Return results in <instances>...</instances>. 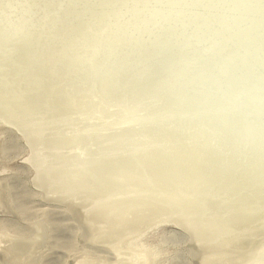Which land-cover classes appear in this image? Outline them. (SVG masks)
I'll use <instances>...</instances> for the list:
<instances>
[{
	"label": "bare ground",
	"instance_id": "1",
	"mask_svg": "<svg viewBox=\"0 0 264 264\" xmlns=\"http://www.w3.org/2000/svg\"><path fill=\"white\" fill-rule=\"evenodd\" d=\"M169 1H171V0H169ZM169 1H167V2H169ZM174 1L176 2V0H174ZM206 1H209V0H206ZM206 1H203V2H205V4L208 5V3H206ZM211 1H214V0H211ZM222 1H224V0H222ZM227 1L229 2V0H227ZM227 1H224V3L228 4ZM164 2H165V0H164ZM167 2L165 4H167ZM180 2H181V0H180ZM197 2L195 0V3H197ZM214 2H212L210 5H208V7L209 6L211 7ZM217 2H219V1H217ZM162 3H163V1H162ZM171 3H172V1L170 2V4ZM186 3L189 6V2H187V0H186ZM198 3H200L199 5H201V2H198ZM220 3L218 4V7H216V8H219V9L221 8V7H219V6H221ZM156 4H158V3H156ZM183 4H181V5L183 6ZM194 4L193 5L191 4V5L194 7ZM225 4H224V7L226 6ZM154 5L155 4L152 5V8L154 7ZM162 5H164V3ZM168 5L169 4L164 5V6H168ZM178 5H179V3H178ZM181 5H179V6H181ZM191 5H190V8H193V7H191ZM228 5H230V3ZM239 5L240 4H238V6ZM171 6H172V4H171ZM179 6H178V13H179V9H181V8H179ZM188 6H186V7H188ZM202 6H205V5H202ZM235 6H234V8L238 7V6H236V7ZM244 6H246V4H244ZM150 7H149V9L152 10ZM201 7H200V10H201ZM229 7H232V6H229ZM129 8H130V6H129ZM155 8H153V9H155ZM197 8L198 7H196V10H197ZM202 8H204V7H202ZM244 8L240 9V7H239V13H241L240 11L244 10ZM125 9H127V11L130 10V9H128V6ZM156 9H160V8H156ZM182 9H183V7H182ZM184 9H186V8L184 7ZM205 9H207V6L205 7ZM221 9H223V10L227 9L228 11L231 10V8H229L230 9L229 10L228 7L227 8H221ZM160 10H162V9H160ZM183 10L179 14H182ZM196 10L194 11L195 14L197 12ZM198 10H199V8H198ZM209 10L210 9H208V11ZM227 10H225L226 13H227ZM225 11L224 12L221 11V12L225 13ZM154 12H153V14H155ZM162 12H163V14H166L165 10H163ZM162 12L160 13V16H162L161 15ZM203 12L205 13L206 11H203ZM219 12H217V13H219ZM230 12L234 13L232 11H230ZM157 13L158 12H156V14ZM186 13H189V12H187V10H186ZM215 13L216 12H212L211 16L209 14H207V15L210 16V18H212V16H214ZM222 13H221V15L219 13L220 17L223 16ZM236 13L238 14V12H236ZM257 13L260 14L259 12H257ZM184 14H185V12H184ZM184 14L181 16L184 17ZM190 14L194 15V13H190ZM229 14H228V16H229ZM124 15H126V16H124L125 18H122V21H123V19L130 20L129 18L132 14H129L130 15L129 16L126 13ZM127 15L129 18L127 17ZM186 15H188V14H186ZM199 15L202 16V14H200V13H199ZM205 15H203V16L207 17ZM216 15H218V14H216ZM234 15H235V13H234ZM239 15L240 14H238V16ZM243 15H246V13H244ZM243 15H241L239 17L240 21H241V17ZM151 16H153V15L150 14V17ZM190 16H192V15H190ZM190 16H188V19ZM219 16H217V17L214 16V18H217V20H219L217 22H214L213 19L211 20L209 17H208V19H210V20H208V19L207 20H208V22L213 21V23H220L221 18L218 19ZM230 16L232 17L233 15L230 14ZM252 16H255V15L252 14ZM121 17H123V16H121ZM154 17H155V15H154ZM162 17H167V14L162 16ZM204 17H203V20H206V18H204ZM167 18H166V20H167ZM171 18H173V17H171ZM171 18L169 20H171ZM193 18H195V15ZM244 18H242L243 21H246V24H249L250 19L244 20ZM227 19H231V18H227ZM232 19H234V16ZM261 19L262 18H261V14H260V20ZM126 20H125V22H122V24L125 23V25H126L127 24ZM162 20H164V19L162 18ZM177 20H178V18H177ZM197 20L198 19L196 18L195 25L197 23H199V21H200V23H202L201 20H199V21H197ZM222 20H223V22H225V17L221 19L220 24L223 23ZM239 20H237L235 22H238ZM140 21H142V19H140ZM165 21H163V22H165ZM190 21L191 20H188V22H190ZM206 21H205V23H206ZM233 21L230 22V20H229V22H230L229 23L227 20L229 25L233 24L234 23ZM247 21L249 23H247ZM262 21L264 22V20H262ZM227 22H225V23H227ZM225 23H223V24H225ZM241 23H242V21L240 22V24ZM243 23L245 24V22H243ZM255 23H256V21H254L253 25L255 27L258 26V24H255ZM199 24H198V27H196V28L201 27L203 29V30L200 29L201 32L202 31L204 32V28L201 25L199 26ZM220 24H217V25H220ZM240 24L238 22L237 26H239ZM138 25H140V24H138ZM188 25H190V24L188 23ZM188 25L186 24L187 30L189 28ZM195 25L193 26L194 28L192 27L193 29L189 28V32H190V30L193 31L194 29L196 30V32L198 31L195 28ZM234 25H236V24L234 23ZM253 25H251V26H253ZM208 26L209 25H207L206 28ZM212 26H216V25L213 24ZM221 26H223L224 28L222 27L223 28L222 29ZM225 26H228V25L225 24ZM225 26L220 25V28H218L219 30H221L220 32H218V30L216 29L218 27L217 26L215 28L217 32L214 31V34L217 33L216 37H214V38L212 37L213 39L209 38V41H210V39L213 40V41L209 42L210 45H212L211 42L216 41L215 44L213 43L211 48L209 46L210 49H213L212 50L213 52L208 50L207 48H204V47L202 49H197V50H199V52L201 51L200 53L202 54V60L204 62H207L206 60L210 59L211 56H213V58H211V60L214 59L213 61L217 60L219 62L220 61L219 59L224 60L223 57L227 54L226 56L228 58H227V60H224V64H227L226 66L223 65V62H221L222 65H217L218 62L216 63V61L215 62L212 61L214 64L211 63V64H209V66H207V68H209V67H211L210 65H212V68L201 72V70L195 66L196 69H198V70L194 74L191 73L192 76L188 75L187 69H186L187 66L185 63H183V60L188 58L187 53H190V51H192V50L196 51L195 46L200 41L196 40V41H198L197 43L194 41V42H191V44H190V43H187L188 40L187 41L181 40L179 38L180 34H178L177 38L174 35H171L170 37L166 38L170 41V45H171L168 47L166 45V47H167L166 51H168V53L161 56V53H162L161 51L157 52L155 50V48H153V50L150 49L152 51H150V54L148 53V55H146L148 57L149 56L151 57V60L148 62L134 57V56H137L136 53L134 55L130 54V56H129L130 58L127 60V63L126 64L121 63L116 70V76L113 78L112 81L110 80L109 84L105 85L106 92L103 93L104 99H109V100L111 99L110 101H112V102L122 104V105L116 106L117 109L121 110L122 115L118 119H116V121L114 120L112 123H110L111 125H109V126L114 127V125H116V124H118L119 126H120V124H123V126H124V127L122 126L123 128L132 126V133L131 134L129 133L130 134L129 143L132 146H131V149L129 147H126V148L130 149L126 152H131V151L136 152L137 149H138V151L140 149L145 150V151L143 150L142 152L140 151L141 153L136 152V154L138 153V155H135V153L133 152L134 155L131 154V156H128V155H130V153L129 154L127 153L128 157H125L123 155H125L124 153H126V152H124V150L119 151L118 148L116 147L117 141H113V142L109 143V141L107 140L106 143H104V144L102 143L103 146L108 145V147H110L111 144H113V146L116 147V149L114 151L116 153H119V154H117L113 157L104 158V160H100V162H97L95 164L90 163V162L89 163L85 162V164H88V166H90V168H92V169H89L88 166H87L88 168H85V166H80L77 168V166L80 163V162H77L78 158L82 157L84 160V158H87V154L88 155H90V154L88 153V150H82V148L79 147L78 144H76V145L72 146V149H71V151L74 150L75 152H71V153H73V155H72L69 152L70 151L69 150L68 155L70 156V154H71V156H70V158L68 157L70 160L67 159L69 161L72 160V163H73V160L76 161V162L74 161L73 164L69 163L72 166L71 165L68 166L69 168L73 167L74 169L68 168L69 171L64 172L65 170L62 171V169L60 170L58 168V170L60 171V172H58L59 177L55 176V180H53L54 174L53 175L51 174L52 177L47 174L50 171V170L48 171V169H47L48 167L46 168L47 170H45L44 169L45 167H44L43 168L44 171H43V169L40 168L41 164H43L42 162H44V161L46 162V160H48L46 158H49V159L51 158V157H48L49 156L48 155L49 150L47 149L48 150L47 154L45 153L47 156L44 155V157L46 156V158L43 159V154L42 153L40 154L39 152L36 153V150L34 149V146H35V148H37L36 147L37 144L34 142H37V140L39 138H40V140L43 139V138L41 139V137H43V136H41L39 134H42L44 129H46L48 126L46 127V125H45L46 128H43V131H41V133L38 134L39 136H41L39 138H37V135L35 136V132H34V137L37 139H35L33 137L35 139V141L32 140L33 142L30 141L31 143L27 142L28 144L34 143V144H32V145H34L33 149H32V146L30 145V147H31L30 149L32 151V156L30 157L29 156L30 154H29L28 155L29 157H27V158H28V160H30V162L32 163L33 166L36 165L37 160H39V164H37V166L43 171L42 174L39 173L41 176L35 175L33 178L38 189L37 190L32 189L30 187L29 180H27L25 182L22 179L23 182H25L24 186L26 187V189H25V187L23 189H25L27 191H25L22 195H17V194H15V190H12L13 189L12 188L13 183L10 182L9 177H12L13 175H15V177L17 179L24 174L26 175V173L23 174L24 170H26V172L29 174V172L27 171V169H30L27 166L28 164H24L20 160L16 161V164H17V167H15L16 172L14 170L12 176L6 175L3 177H0V212L4 214V215L0 216V264H56V263L57 264H264V236H261L262 238L257 239L258 234H259L257 232V229H258L257 227H256L257 229L254 232L255 233L257 232L258 234L256 233V237L254 236L255 238L253 240H250V241H253V243H251V242L250 243H251V245L253 244L254 249L251 251L252 252L255 251L254 253L247 254V253H251V252H247V253L246 252L243 253L241 251L236 252L232 246H231L232 248L230 249V251L228 253H225L227 248H225L224 246L229 244L233 240V238H235V237H232V238L226 237L224 234V231H227V232L230 231L227 229H230L232 226L230 228H226L225 226L220 227L219 230H217V231H222V232H217V234L223 233V237L219 238L222 235L221 236H215L214 234H212L210 232V229H212L213 227H211L209 229L206 226V225L214 224L215 222L214 223H211V222L210 223H204V222H207L204 220L202 222L203 226H206V227H202L203 228L202 230L204 231V233L201 231H198L199 233H198V235H196L198 237L197 239L194 238L192 230H187L188 227L186 228V226L182 225L183 227L181 226L179 228H181V230L183 229V231H184V229H186V231H188L187 233H191L190 235L186 234V232H183L181 230H174V231H172L174 234L169 236V239L171 241L170 242L167 241L168 242L167 245L164 244L165 241H161L162 243H159L158 241H157V243L156 242L154 243V241H153V243H150V241H148L146 239V236L147 235L149 236V234L147 233L148 230L150 228L159 229V225H161L163 220H166L165 218H167L168 220H169V218H172V219L175 218V216H173L174 213L172 212V210L171 211L169 210L168 212L164 211L163 213H160L159 215H157L156 220L149 218V216L151 214L150 215L145 214L141 221H140L141 216L136 215V212L141 211V210H139V208L141 209L142 207H144V205H140V203L136 204V202H135L136 206L135 205L131 206L128 203L127 208H125L123 210V213L120 215H118L120 211H117L118 208L120 207L122 200L125 201L124 199H129V198L131 199L136 194V193L134 194V192L139 193V190L136 191V189H138V188L134 185H131L132 183L136 184L138 176L144 175L145 177H147V176L150 177V175L154 174L156 171L159 172V170H163L165 168L167 171L168 167H169V169H171L170 167H173V166L178 167V166L183 165V166L188 167V169H190L189 172L194 171L197 174L199 173L200 177H201V174H203V175L208 174V176L211 177L210 181H213L214 179L221 176V174L224 171L225 172L227 171V173H228V170L232 167H234V168L235 167L236 168L241 167V164H243V163L249 164V165L246 164V166H249L254 171L255 175L258 174L261 177V174L264 173V109H262V105L264 106V96L262 98L263 94L261 96L259 94L260 97L258 95H256L257 92L260 93L259 91L256 92V90H258V89H255L254 91L252 90V92L250 90H248L249 89L248 86H247L248 89H246L247 88L246 86H245L246 88L244 87L245 89H241L240 85L241 86L243 84L245 85L247 82H248V84H250L249 81H245L248 79V77L239 76V79H240L239 80L240 83H239L237 78H236V75L238 76V74H236V72L238 73V70L234 72L235 74L232 73V71L230 72V70H233V69L236 70L237 67L239 68V66H242L244 64L243 63L245 61L244 58H246V56L251 52L250 49L252 47L249 49H246V47H245V49H244L243 45L246 44V46H247V43L252 42L254 39L252 37H254V36L251 35L252 41H250L249 40L250 38L244 39L247 36H246V33L244 34L242 32V34H244V36L242 39L241 38L239 39V38H237V35L234 34V31H232L234 26L232 27V30L230 29L231 26H228V29L225 30ZM241 27H242V25L240 26V28ZM247 27L248 26H246V28ZM261 27L262 26H260V28ZM246 28H241V31H242V29H246ZM136 29H138V28H136ZM207 29L209 31V27ZM212 29H211V32H212ZM235 29L236 28H234V30ZM249 29H250V27L247 28L246 30L249 31ZM178 30H179V28H178ZM182 30H184V29H182ZM195 30L193 31L194 33L192 32V34L197 36V37H195V39L196 38L200 39V37L198 38L199 35L195 34ZM236 30H240V29H236ZM138 31H139V29H138ZM138 31H136V32H138ZM143 31H145V29ZM185 31L186 30H184V32ZM205 31H207V30H205ZM186 32L188 34V31H186ZM186 32H185V34H186ZM201 32H199V33H201ZM235 32L238 33V31H235ZM144 33H146V31ZM181 33H183V32H181ZM263 33H264V31H263ZM185 34H182V35L186 36ZM203 34H205V32ZM249 34H250V32L248 33V37H250ZM207 35H206V37L208 38V36H210V35H208V36ZM233 35L234 36L236 35V38L238 40L236 39L235 42H232L234 44L231 43L232 46H230L231 47V50H230V48H228V46H229V42L232 41V39L234 38V37H232ZM138 36H140V35H138ZM189 36H191V33L189 34ZM200 36H201V34H200ZM0 37L2 38V36H0ZM206 37L204 39L202 36L201 41H202V39H203V41L204 40L206 41V39H207ZM259 37H260V35H259ZM149 38H150V36H149ZM149 38H147V39H149ZM191 38H193V37H191ZM26 39H28V37ZM261 39H262V36H261ZM18 40L19 39L16 38L12 42L17 45V44H19ZM21 40H25V38L21 39ZM145 40H146V38H145ZM191 40L192 39H190V41ZM217 40H218V42H217ZM233 41H234V39H233ZM145 42L147 43V45L149 44L147 41H145ZM200 43L202 46H204V45L206 46L207 42L205 44H202V42H200ZM216 44H217V46H215ZM260 44H261V42H260ZM164 45H165V43H164ZM257 45L258 44L253 46L254 47L253 54L255 51L256 57H258L259 54L263 53V51H262L263 46L260 47ZM148 46H150V45H148ZM148 46H146L147 50L149 49ZM218 46H219V48H218ZM214 47H215V49H214ZM162 49H164V48H162ZM227 49H229L230 51L228 53H225L226 52L225 50H227ZM223 51H225L224 52L225 54L223 53ZM145 52L147 53L148 51H145ZM196 52L200 56V53H198V51H196ZM185 53L187 56L185 59L183 58V60H182L181 57H184ZM182 54H184V55H182ZM194 54H195V52H194ZM216 54L218 56L217 59H215ZM146 56L144 53V56L142 55L141 58L145 59L144 57H146ZM160 56L162 57V59L160 58ZM214 56H215V58H214ZM226 56H225V59H226ZM262 56H263V54H262ZM68 57L70 58V56H68ZM72 59H73L72 57L69 60H68V58L61 57L60 63L62 65H61L60 69H63L65 72L71 73L73 71V69L76 68V66H77V63L74 61V59L73 60ZM211 60L210 61L208 60V62H211ZM242 60H244V61L242 62ZM158 61H161V62H158ZM203 61H202V63H203ZM225 61H226V63H225ZM238 62H241L243 64H239ZM247 63L248 62H246V64ZM206 64H208V63H206ZM206 64L204 63L203 65H206ZM243 66H242V69L244 70ZM203 67L205 68L206 66H203ZM263 67H264V65H263ZM247 68H248V66H247ZM201 69H203V68H201ZM261 69H262V67H261ZM226 70H227V73L230 72V74L235 75L236 81L239 83V86H238L239 88L235 87V86H237V84H236L237 82L235 83L236 84L235 85L234 81L232 80L234 75L233 76L230 75V76H232L231 80H229L231 78L230 76H228V78L230 77L229 79L225 77L226 75L224 76ZM2 73L3 72L0 71V75H2ZM242 73H244V72H242ZM239 74H241V73H239ZM223 78H226V79H223ZM230 81H233V83ZM229 82L234 84L235 86H233ZM250 82H251V80H250ZM67 83H68V81H67ZM261 85H263V84H261ZM259 87H260V84H258V88ZM252 88H254V86H252ZM261 88H264V87L261 86ZM78 89L79 88H75V91H77ZM83 92H85V90ZM79 98L81 99V97H79ZM85 102H86V100L83 101V103H85ZM78 103L82 104L81 101H78ZM0 107L2 108L0 110V114H1L2 111L6 110V108H3L5 106H1V105H0ZM133 109H140L139 111H136L137 115H135L134 112H131V110H133ZM252 109L254 110V112L252 111ZM128 110H130L129 112L131 115L127 114ZM69 114H73V113H69ZM71 117H72L71 115H68V117L64 119V121L68 120L67 122L58 123V124L63 125V127L65 128L64 130H59V128L57 127L58 124L56 126H53V129L56 127V128H58V130L60 132L65 131V132H63V135L69 136V138H67V139H64V138L61 139V137L58 136L61 141H59V142L56 141L58 143V147H57V144L55 146V147H57V149H56L57 151H58V148H62L61 150H63L64 148H66L67 144L74 142L75 138H80L83 135H85V137H88V138L93 137L95 135L97 136V135H99L100 130L107 128V126H108V125L106 126V124L101 125V126L99 124L92 125L93 127L96 128V130H94V129H89L90 131L85 130L87 132L84 131L83 132L84 134H82V132H78L79 129L77 130V132H75V130L72 129L71 126L73 124L70 125L69 121L74 122V119H71ZM80 117H82V116H80ZM84 117L90 118V119H92V121L99 123L97 121L98 118H96V117H91V116L89 117L88 115L84 116ZM135 117H142L144 119V121H146V122H144V123L140 122L137 124L135 122H133L132 124L130 123L131 124L130 125L129 122L133 121V119ZM1 119H3V118H1ZM4 119L6 120L7 123L10 122L11 124H14L11 122L12 120L11 121L7 120V119H10L9 117H7V119L6 118H4ZM77 119H79V117ZM85 121H87V120H85ZM43 124H44V122H43ZM67 124H69L70 126H68ZM77 124H79V123H77ZM14 125H16V124H14ZM66 125H67V127H66ZM84 125H85V122H84ZM84 125L82 122L81 126H84ZM16 126L18 129L21 128L18 125H16ZM146 126H147V128H146ZM26 127H23V129L21 128L22 131L25 130V133H27V134H28V132L32 133L31 132L32 130L30 128H27L28 129V131H27ZM49 127L51 128V126H49ZM89 127L91 128V126H89ZM29 129L31 131H29ZM32 129H34V128H32ZM35 129L37 130V128H35ZM38 129L40 130V128H38ZM47 130H49V129H47ZM47 130H46V132H47ZM51 130H52V128H51ZM52 131H54V130H52ZM59 131H58V133H59ZM55 132H56V130H55ZM4 133H7V135H9V137L12 136V138L14 139V140L12 139L13 142L18 143V146L15 144V146L17 147L16 148L17 153L20 152L21 150L25 149V146L22 144V141L20 140V137L18 135L11 132L9 129L5 130L4 132L3 131L0 132V143H1L0 144L1 145L0 152H2V155H0L1 156L0 161L3 160V162L5 160H7V158H8L7 155H9V153L11 155V152L13 151V150L11 151L10 147L5 145L8 143V141L5 140L6 136ZM23 133H24V131L22 132V134ZM58 133H57V135H58ZM3 134H4L5 138H1ZM27 134H23V135H27ZM52 134L54 135L53 132H52ZM48 137H50V136H48ZM54 137H53V139H54ZM2 139H4V140H2ZM28 139H30V138H27L26 140H28ZM55 139L53 141H55ZM47 142L51 143L52 140L48 139ZM47 142H43V143L47 144ZM41 145H42V143H41ZM99 145H98V147L100 148L101 145L100 146ZM52 147L54 148V146H52ZM69 147H71V146H69ZM38 148H40L42 151L46 150V148H45V150H43L44 148L42 147L43 148L42 149L40 145L38 146ZM53 148H51V150H53ZM134 149H136V150H134ZM41 150H40V152H41ZM61 150H60V152H61ZM108 151L111 152V150H108ZM51 152H50V154H51ZM60 152L58 151L57 153H60ZM12 153L14 154V152H12ZM17 153H15V154L17 155ZM61 154L62 153H60L59 155H61ZM55 155H56V153H55ZM59 155H58V157H59ZM37 156L39 158H37ZM52 156H54V154ZM63 156H61V158H63ZM14 157H16V156L14 155ZM17 157H18V155H17ZM82 158L80 159V161H82ZM89 158L93 159L92 155ZM87 161H89V160H87ZM45 162H44V164H46ZM55 162H56V160H55ZM58 162H60V161H57L56 163L58 164ZM48 163H51V162L49 161ZM115 164H123V165L119 166V165H115ZM52 165H53V163H52ZM62 165L63 164L59 165V167L61 166V168H62L63 166H65V165H63V166ZM54 166L56 167L55 164H54ZM54 166H53V169L55 168ZM243 166H244V164H243ZM176 167H174V168H176ZM65 168H66V166H65ZM250 168H248V169H250ZM246 169H244V170H246ZM79 170H81L83 172V174H82V172L79 173L78 172ZM236 170L234 169V171H236ZM46 171H47V173H46ZM55 171L57 172L56 169H55ZM184 171H186V170H184ZM53 172L54 171H52V169H51V173H53ZM75 172H78L80 175L76 180L79 182L80 186H82L84 188L86 187L88 189L89 188L93 189L94 188L93 184H95L96 188H94L93 191H95V189L102 190V187H103L104 191H102V192H104V194H106V196L110 191H112L111 195L109 193L110 197L112 195H113L112 197L117 196L119 193L122 194V195L121 194L118 195V196L121 195V197H119V199H116V197L111 199L109 197V199H111V200L108 199L107 201H105L104 200L105 198L102 196L104 198V199L103 198L102 199L105 201V202L102 201L104 205H105V203H110L111 201L114 202L116 200L117 201L120 200V203H117V202L114 203L111 211L110 210L107 211L104 209V207H101L103 205L102 202L101 203L99 202V204H101V206L98 205V206L94 207V205H93V207H92V204L94 202L91 201V203H92V204L90 203L91 208L87 209L88 211L84 207L85 208L84 210H86L87 214L90 216V221H88L90 223V225L89 224L87 225L84 223L82 225H80L79 222L77 223V221L72 216V209L71 208H73V206H74L73 203L76 200H78V199L74 198V195H76V194H74L73 196H72V194H70L73 199L69 200L70 199V198H68L70 196L69 194L66 193L67 194L66 195L65 193L62 192V195H60L61 192H59L62 190L61 188H63V187H64L63 191H67V192H70L71 191L70 189L74 190V187H78V184L76 183V181H73V178H74L73 174ZM250 172H251V170H250ZM31 173H32V171L30 172V174ZM58 173H56V174H58ZM244 173H246V172L244 171ZM189 174H191V172ZM248 174H249V172H248ZM248 174H247V176H249ZM31 175H30V178H31ZM160 176H162V174ZM241 176L244 180L243 175H241ZM25 177H27V176H25ZM223 177H225V175ZM260 177L257 181L260 180ZM51 178H52V180H51ZM178 178H180V177L178 176ZM219 178H218V181L219 182L222 181V180H219ZM227 178H226V181L228 180ZM254 178H256V177H254ZM263 178L264 177H262V179ZM10 179H12V178H10ZM20 179L21 178H19V181H21ZM144 179H147V178H144ZM180 179H182V177ZM232 179H234V178H231V180ZM253 179H252V182H254ZM56 180L59 181V183L57 184L56 187L54 186L53 188H51L50 185L57 183ZM223 180H224V178H223ZM17 181H18V179H17ZM183 181H185V180H183ZM226 181H223V182H226ZM229 181H230V179L227 182L229 183ZM236 181H240V180L237 178ZM262 181H264V180H262ZM111 182L119 184L118 187L114 186V187H109L108 189H106V187H104L106 185V183H108V185H109ZM73 183H74V185H72ZM180 183H181V180H180ZM198 183L199 182H194V188L195 189L192 192V193H194L191 195L192 197L186 196L185 198H187V199L193 198V196H196L197 194H199V195L201 194V196L204 195L203 194L204 191L203 192H202V190L199 191L202 193L198 192L199 189H202L201 185L203 182L201 183V185H200V183L199 184ZM215 183H217L219 185L218 182H215ZM231 183H233V182H231ZM236 183H238V182H236ZM242 183L243 182L241 181V184ZM247 183L250 184V181ZM62 184L66 185V186H63ZM75 184H77V185L75 186ZM116 184H114V185H116ZM122 184H125L129 190L125 191L126 190L125 187H120ZM167 184L170 185L169 183H167ZM167 184H166V186H167ZM205 184H207V183L205 182ZM227 184L225 185L226 188L228 186H230V185L227 186ZM245 184L246 183H244L243 185H245ZM151 185H153V184H151ZM164 185H163V187H165ZM178 185H180V184L178 183ZM252 185H254V184H252ZM68 186L72 187V188L69 189V188H67ZM159 186L162 187L160 184H159ZM231 186H233V185L231 184ZM234 186L236 187L237 185H234ZM234 186H233V188H234ZM239 186H241V185H238V188L236 187V189H239ZM256 186H257V184H256ZM160 187L159 188L155 187L156 189H153L154 191H146L145 190L142 192H145L146 194L152 193V194H149L152 196L155 193H157V194H155L156 196L166 194V190L164 193H161L162 188H160ZM171 187H174V186H171ZM215 187H216V185H215ZM224 187H221V189ZM21 188L22 187H20V189ZM42 188H43V190L46 189L47 191L45 190V193L42 192L41 191ZM78 188L80 189L81 187H78ZM149 188H150V186H149ZM184 188H189V187L184 186ZM233 188H231V190H235ZM263 188H262V190H260V192L262 191V193L264 190ZM206 189H204V190H206ZM244 189H245V186H244ZM246 189H247V187H246ZM248 189H251V188H248ZM168 190H171V189L169 188ZM174 190L175 189H173L172 191H174ZM222 190H224V189H222ZM227 190L230 191L229 187L227 188ZM113 191L114 192L116 191L117 195L114 194ZM176 191H175V194H176ZM218 191H220V190H218ZM240 191H242V190H240ZM244 191L246 192L247 190H244ZM249 191H247V193H249ZM252 191H250V192H252ZM245 192H241V193L243 194ZM21 193H22V191H21ZM253 193H256V192H253ZM63 194H65L67 196V198L65 197V195L63 196ZM171 194H173V193H171ZM234 194H231V195H234ZM78 195L81 197L80 194H78ZM78 195H76V196H78ZM182 195H183V193H182ZM207 195H209V193ZM231 195L230 194L226 195L227 198H225L223 200V202L226 199H227L226 201L231 202L232 201ZM236 195H238V194H236ZM253 195L251 193V196H253ZM108 196L106 198H108ZM137 196L138 195L136 194V197ZM241 196L243 197L245 195H241ZM247 196H250V195L247 194ZM80 197H79V199H80ZM164 197H167V199L172 200L174 196L172 197V196L167 194V195H164ZM168 197H170V198H168ZM176 197H177V195H176ZM203 197H206V196H203ZM203 197L202 198L200 197V198L204 200L205 198H203ZM223 197H224V195H223ZM242 197H240V199ZM262 197H264V195ZM26 198H27V200H26ZM245 198H247V197H245ZM245 198H243V199L246 200ZM67 199L69 201L68 202L69 205L63 204V201H65ZM74 199H76V200H74ZM138 199H140V198H138ZM258 199H261V198L259 197ZM258 199H256V200L259 202L262 201V200L260 201ZM81 200H83V199H81ZM135 200L137 201L136 198H135ZM196 200H198V199H196ZM207 200H208V198H207ZM241 200H239L238 202H240ZM56 201L62 203V205L61 204L57 205L55 203H52V202H56ZM128 201H125V202H128ZM129 202H131V201H129ZM132 202H134V201L132 200ZM223 202H221V203H223ZM146 203H148V202H146ZM196 203H197V201H196ZM244 203H245V201H243V204ZM86 204H87V202H85V205ZM123 204L125 205L124 202H123ZM142 204H144V203H142ZM238 204L240 205V203H238ZM238 204H236V205L238 207L242 208V206H239ZM251 204H252V201L250 203V206H251ZM106 205H108V204H106ZM106 205H105V207H107ZM236 205L234 207H236ZM245 205H249V204H245ZM263 206H264V204H263ZM256 207L258 208V205ZM244 208H246V206ZM257 208H256V210H257ZM260 208L262 209L263 207H260ZM238 209H240V208H238ZM198 210H199V208H198ZM250 211H252V210H250ZM255 212L257 213L258 211H255ZM260 212H262V211H260ZM244 213H246V212H244ZM252 213L253 212H251V214ZM84 214H85V212H84ZM242 214L243 213H241V215ZM248 214H247V217L249 218ZM163 215H164V217H162ZM244 215L241 216V218L242 217L244 218ZM261 215L264 218V215L263 214H261ZM239 216H240V214H239ZM255 216H256V214H255ZM262 216H261V218H262ZM209 217H211V216H209ZM212 217L214 218V220H212V222H213V221H215V216L212 214ZM224 217H225V215H224ZM252 217H254V213H253ZM157 218H159V219H157ZM229 218H230V216H229ZM180 219L181 218H179V220ZM226 219H227V217H226ZM239 219L240 218L238 217V220L236 223L233 221L234 224H237ZM22 220L27 221V223H23ZM30 220L32 221L31 223H29ZM250 220H252V218ZM250 220H246L247 221L246 223H248V221H250ZM172 221H173V223L177 224L178 226H179V224H181V223H179L181 221H179V222L177 220H172ZM229 221H231V220H229ZM242 222H245V221H242ZM254 222H256V221H254ZM20 223H22V224H20ZM139 223H140V225H139ZM252 223H253V221H252ZM19 224L22 226H20ZM256 224H257V222H256ZM8 225H10V226H8ZM231 225H232V223H231ZM262 226L263 227H259V228L264 229V225H262ZM90 228L92 229V231H94L95 236H97V240H95L94 238H91V240H89L88 239L89 237L86 238V234H90ZM244 228H245V226H244ZM246 228H248V226H246ZM84 229H85V231H84ZM160 229H161V227H160ZM235 229L240 230V231L242 230V229L236 228V227H235ZM14 230H19V231L25 232L23 234L24 236H21V234H20V236L19 235L16 236L17 231L14 232ZM117 230H119L118 232L121 231L122 234H118ZM163 230H166V229L164 228ZM232 230H234V229H232ZM236 230H234L233 232H235ZM247 231H248V229H247ZM26 232H28L27 234L30 236H27V235L25 236ZM155 232H157V231H155ZM165 232H167V231H165ZM157 233L162 234V232H157ZM260 234H262V233H260ZM56 237H57V239H55ZM63 237H67L69 239L67 241H64L65 239L63 240ZM191 237L195 241H201V243L200 244H197L196 242L190 243V240H189V245H188L189 247L187 249H184V251L181 249L182 252H180L181 250H179V248L180 247L183 248V245H184L183 243H186L187 238H191ZM12 238H14V239H12ZM154 238H156V237H154ZM85 239H87V240H85ZM209 239L210 240L215 239L216 244L212 245V243H210L211 241ZM158 240H160V239H158ZM254 241H257L255 243H258V244L262 243V245H263L262 248H260L261 246L260 247L258 246V248H257L256 247L257 244L255 245ZM60 243L61 244L64 243V244L61 245ZM1 244H4V246ZM57 244H58V246L60 244L61 245L60 247H63L65 249L66 253L63 252L64 256H62L61 259L58 257L60 260L55 262V261H53L54 258H52L53 254L52 255L45 254L44 248L48 247L49 248L48 250H50V248H52V250L53 249L56 250ZM203 244L207 245L204 247L207 250H209L208 246L212 247L211 250H209V251H207L205 249V252L207 251L205 256L206 257H208V255H209V257L215 256L216 260H213L210 258L207 259L203 255L201 258V261L198 262L199 261V258H198L199 257V248H198V246L203 245ZM246 244H249V242L246 241ZM214 246H218V248L214 249L213 248ZM54 247H56V248H54ZM168 248L172 251L173 254L169 250L168 254L170 252L172 255L170 254L171 256L164 257L165 256L164 254H166ZM46 250H47V248H46ZM57 250H61V249L59 248ZM178 250H179V252H178ZM247 251H249V249H247ZM49 252L52 253V251H49ZM72 257L74 259L70 260V258H72ZM75 259H77V260H75ZM55 260H57V258Z\"/></svg>",
	"mask_w": 264,
	"mask_h": 264
},
{
	"label": "rangeland",
	"instance_id": "2",
	"mask_svg": "<svg viewBox=\"0 0 264 264\" xmlns=\"http://www.w3.org/2000/svg\"><path fill=\"white\" fill-rule=\"evenodd\" d=\"M162 1H163L164 5L169 4L171 6V4H172V6L171 7L169 5L164 6V5H162L163 4ZM167 1H169V0H165V2H164V0H0V36H2V38L0 37L1 38L0 39V71L3 72L2 75H0V105L5 106L3 108H6V110L2 111L0 114V132H2V131L4 132L5 130L9 129L11 132L15 133L16 135H18L20 137L22 144L25 146V149H23L24 151L21 150L20 152L17 153V150H16L17 147L15 146V144L18 146V143L13 142L14 139L12 138V136L9 137V135H7V133H4L6 138H5L4 134L2 135L1 138H5V140L8 141V143L5 145L10 147L11 151L13 150L12 152H14V154L11 152V155H10V153H9V155H7L8 156L7 160H5L6 162L5 161L3 162V160L0 161V177L6 176V175L12 176L13 171L16 169L15 167H17L16 161H18V160L22 161L24 164H28L27 166H28V168H30V169H27L29 174L26 172V170H24L23 174L26 173V175L24 174L21 177H19V178H21L20 180L22 182L19 181V178H17L18 179V181H17L15 175H13L12 177H9L10 182L13 183V185L12 184L11 185L13 188L12 190H15V194L22 195L25 191H27V190H25L26 187L24 186V184L27 180H29L30 187L32 189L37 190L38 188H37L33 178L35 175L41 176L39 173L42 174L44 169L45 170L48 169V171L50 170L48 173L46 171V173L48 175L51 176V174L52 175L54 174L53 180H55V176L59 177L58 172H60V171L58 170V168L60 170L62 169V171L65 170L64 172L69 171V169H72L73 167L69 168L68 166L73 164L75 160H73V163H72V160L69 161L70 160L69 158H70L71 154L73 155V153H71V152H75L74 150L71 151V149H72V146H74L76 144H78V146L81 147L82 150H88V153L90 154V155L87 154V158H84V160L81 157L82 161H80L81 158H78L77 162H80V163L77 166V168L80 166H85V168L89 167V169H92V168H90V166H88V164H85V162L86 163L90 162V163L95 164L97 162H100V160H104V158L113 157V156L119 154V153H116L114 151L116 149V147L118 148L119 151L124 150V152L131 149L132 145L129 143V136L132 133V126L125 127V128H123L124 127L123 124H120V126L118 124H116V125H114V127L109 126V125H111L110 123H112L114 120L116 121V119H118L122 115L121 110L117 109V107H116L117 105H122V104L112 102V101H110L111 99L110 100L104 99L103 93L106 92L105 85L109 84L110 80L112 81L113 78L116 76V70H117L118 66L121 63H125V64L127 63V60L130 58L129 57L130 54L134 55L136 53L137 56H134V57L148 62L151 60V57L150 56L148 57L146 55H148V53L150 54V51H152L153 48H155V50L157 52L161 51L162 52L161 56L168 53V51H166L167 50L166 48L168 46H171V45H170V41L166 38L170 37L171 35H174L177 38L178 34H180L179 38L183 41L188 40L187 43H190V44H191V42H194V41L197 43L198 41H196V40H199L200 42H202V44H205L206 42L209 44L210 41H213L211 39L209 41V38H212V37L214 38L217 35V33L214 34V31L217 32L216 31V29H217L218 32H220L221 30L218 29V28H220V25L225 26V24H227L228 26H231V28L229 27L231 30H232L233 26L236 29H240V30H236V29L234 30V28H233V30H232V31H234V34H236L237 38H239V39L240 38L242 39L245 33H246L247 37L245 36L246 38H244V39L250 38L249 40L252 41L251 37L254 36V37H252V38H254L252 42L247 43V46H246V44L243 45L244 49H245V47H246V49H249L252 47L250 49L251 52L246 56V58H244V60L248 63L246 64V62L244 60H242V62L244 61L243 62L244 64L241 62H238L239 64L244 65V66L242 65L244 67V70L242 69V66H239V68L237 67L238 69L236 68V70L235 69L230 70V72L232 71V73H234L235 71L238 70V73L236 72V74H238V76L236 75L238 82L240 80L239 76L248 77V79L245 81H249L250 84H248V82H247L246 83L247 85L246 84L245 85L243 84L244 86L240 85V88L245 89L248 86L249 89H248V87L246 89L250 90L251 92H252V90L254 91L255 89H258V90H256V92L259 91L260 93L257 92L256 95L259 96V94H260V96H261L263 94L262 95V98H263L264 88H261V86L264 87L263 86L264 85V82H263L264 81V77H263L264 76V67H263V65H264V61H263L264 60V58H263L264 57V33H263L264 22L262 21V20H264V14H263L264 13V0H232L233 2L231 0H229V2L227 0H224V1H227L228 4L230 3V5L225 4L224 1H222V0H214L215 2L211 1V0H209V1L196 0V2L197 1L201 2V5H199L200 3H198V2L195 3V0H187V2H189V6L186 3V0H181V2H180V0H176V2L174 0H171L172 1L171 4H170L171 1H169V2H167ZM203 1H206V3H208V5H210L212 2H214V3L212 4L211 7L210 6L208 7V5L205 4V2H203ZM217 1H219V2H217ZM166 2H167V4H165ZM222 2L228 7V9L231 8V10L230 9L229 10L234 12L235 15H234V13H231L227 9H224V10L221 9V8H227L226 6L224 7V4ZM156 3H158L159 5ZM178 3H179V5H181L183 3L184 4H183V6L182 5L179 6ZM219 3L221 5V6H219V7H221L220 9L216 8V7H218ZM153 4L156 5V6L154 5L153 8L156 7V8H160L162 10L156 9V8H155L156 10L153 9L152 8ZM191 4L192 5L194 4V7ZM238 4H240V5L238 6ZM244 4H246V6H244ZM190 5L193 8H190ZM202 5H205V6H202ZM235 5L238 7H236ZM127 6H128V9H130L128 11H127V9H125ZM129 6H130V8H129ZM178 6H179V8H181V9H179V13L184 9V7L186 8V9H184L185 11L183 10L182 14L178 13ZM186 6H188V7H186ZM201 6L204 8H202ZM206 6H207V9H205ZM229 6H232V7H229ZM234 6L236 8H234ZM149 7L152 10H150ZM182 7H183V9H182ZM196 7H198L199 10H198V8L196 10ZM200 7H201L202 11L200 10ZM239 7H240V9L241 8L243 9L245 7L244 10L240 11L241 13H239ZM194 9L197 11L196 14L194 12L195 11ZM208 9H210V10L208 11ZM163 10H165L168 18L162 17V16L166 15V14H163V12H162ZM186 10L189 13H186ZM220 10L222 12L227 10V13H226V11H225V13H222ZM160 11L162 12V14H161L162 16H160V13H161ZM203 11H206V12L204 13ZM153 12L155 14H153ZM156 12H158L157 13L158 15L156 14ZM184 12H185V14H184ZM212 12H216L214 15L215 17L219 16V13H220V15L222 13L223 16H221V17L219 16L218 19L219 18L222 19L225 17V22H227V20H228V22H229V20H230V22L234 20L233 22L236 25H234L233 22H232L233 24L229 25L230 22L225 23V22H223L224 19L222 20V22L225 24H223V23L220 24L221 19H220V23H213V21L217 22L219 20H217V18H214V16H212V18H210ZM217 12H219V13H217ZM228 12L234 16V19H232L233 16L231 17ZM236 12H238V14H240V15L238 16V14ZM243 12L246 13V15H243L244 14ZM257 12H259L261 14V18H262L261 20H260V14H258ZM123 13L124 14L127 13L128 15L132 14L131 16L129 15L130 18L127 15V17L130 20L123 19V21H122V18H125L124 16H126ZM190 13H194L195 18H193L194 15L190 14ZM199 13L202 14V16L199 15ZM150 14H152L153 16L150 17ZM168 14L170 16L172 15L171 17H173V18H171ZM183 14H184V17L181 16ZM186 14H188V15H186ZM207 14H209L210 16H208ZM216 14H218V15H216ZM228 14L230 17L228 16ZM252 14L255 16H252ZM154 15H155V17H154ZM190 15H192V16H190ZM203 15H205L207 17H204ZM241 15H243L241 17V21H242V23L245 22V24L243 23L244 25L242 23L240 24L241 21L239 20V17ZM121 16H123V17H121ZM188 16H190L189 19H188ZM169 17L171 18V20H169L170 19ZM203 17L206 18V20L209 17L211 20L213 19V21L208 22V20H210V19H208L206 21V20H203ZM226 17L231 18L232 20L227 19ZM162 18L164 20H162ZM166 18H167V20H166ZM177 18H178V20H177ZM196 18L198 19L197 21L201 20L202 23H200V21H199L200 24L197 23L195 25ZM235 18L236 19L238 18L237 20H239L238 21L240 24L239 26H237L238 22H235V21H237ZM242 18H244V20L250 19V23L247 21V23H249V24H246V21H243ZM140 19H142V21H140ZM187 19L191 20L190 21L191 23L188 22ZM125 20L127 23L126 25H125V23L122 24V22H125ZM163 21H165V22H163ZM205 21L207 24L205 23ZM254 21H256L255 24H258V26L255 27L253 25ZM188 23L190 25H188ZM212 23L215 24L216 26H212L213 25ZM138 24H140L141 26ZM186 24L189 26L190 29L194 25H195V28L198 27V24H199V26L201 25L204 28L205 34L206 35L208 34L210 36L207 35L208 36V38H207L206 35L203 34L204 32L203 31L201 32V30H200L202 28L199 27V28H196L198 30L197 32L195 29L194 30H195V34L199 35L198 38L200 37V39H197V38L195 39V37H197V36L192 34V32L194 30L193 31L190 30V32H189V28H188V30L186 29V27H187ZM217 24H220V25H217ZM207 25H209L208 26L209 31L207 29L208 27L206 28ZM241 25H242L241 28H246V26H248L247 28L250 27L249 31L246 30L247 28L242 29V31H241V28H240ZM251 25H253V26H251ZM228 26H225V30L228 29ZM260 26H262V27L260 28ZM222 27L223 26H221V28ZM136 28H138L139 31L141 30L142 32L141 31L139 32L138 29H136ZM178 28H179V30H178ZM210 28L211 29L213 28L212 32H211ZM144 29H145L146 33H144L145 31H143ZM182 29L188 31V34L186 31H185L186 32V34H185L184 30H182ZM205 30H207V31H205ZM136 31H138V32H136ZM235 31H238V33H236ZM181 32H183V33H181ZM199 32H201V33H199ZM242 32L244 34H242ZM249 32H250V34H249L250 37H248ZM190 33H191V36H189ZM182 34H185L186 36H184ZM200 34H201V36H200ZM138 35H140V36H138ZM236 35L232 36V37H234L233 38L234 41L232 39V41L229 42L228 48H230V50H231L230 46H232V44H234L232 42H235L237 39ZM259 35H260V37H259ZM149 36H150V38H149ZM202 36L204 39H205V37L207 38L206 41L204 40L205 42L203 41V39L201 41ZM261 36H262V39H261ZM27 37H28V39H26ZM191 37H193V38H191ZM16 38L19 39L18 40L19 44H17V45L12 42ZM24 38H25V40H21ZM145 38H146V40H145ZM147 38H149V39H147ZM189 38L192 39L193 41L192 40L190 41ZM145 41H147L149 43L148 45H150V46H148ZM200 42L198 43L199 45L197 44L198 46L196 45L197 47L195 46V50L198 51V53H200L201 51L199 52V50H197V49H202L203 47L212 51L213 49H210V48L213 45V43L215 44L216 41L211 42L212 45H210V44L208 45L206 43V46L205 45L202 46ZM217 42H218V40H217ZM260 42H261V44H260ZM164 43H165V45H164ZM256 44H258L257 46H260V47L263 46L262 47L263 56H262V54H259V56L256 57L255 51L253 54V50H254L253 46H255ZM166 45H167V47H166ZM146 46L149 47L148 50H147ZM209 46H210V48H209ZM215 46H217V44ZM162 48H164V49H162ZM218 48H219V46H218ZM150 49H152V50H150ZM214 49H215V47H214ZM230 50L227 49V50H225L226 52L223 51V53L224 52L228 53ZM145 51H148V52L146 53ZM196 51L192 50V51H190V53H187L188 56L185 53V55L182 54V55H184V57H181L182 60H183V58L185 59L186 56L188 57L185 60H183V63H185L187 66L186 67L187 74L191 75V76L198 69H200L201 72L206 71V70L212 68V65H210L211 67L207 68V66H209V64H211V63L214 64L213 62H215V61H216V63L218 62L217 60L213 61L214 59L211 60V58H213V56H211V58L208 59L209 61L211 60V62H208V60H206L207 62H204L202 60V54L200 53V56H199V54H197ZM194 52H195V54H194ZM144 53H145L146 57H144L145 59H142L141 57H142V55L144 56ZM68 56H70V58ZM161 56H160V58L162 59ZM225 56L223 58H224V60H227L228 57L226 56V59H225ZM61 57L68 58V60L71 59V57H72L74 59V61L77 63L76 68H74L71 73L65 72L63 69H60V67L62 65L60 63ZM214 58H215V56H214ZM217 58H218V56L216 54L215 59H217ZM219 60L220 61L217 63V65H222L221 62H223V65H225V66L227 65V64H224V60H222V59H219ZM202 61H203V63H202ZM158 62H161V61H158ZM204 63L205 64L208 63V64L203 65ZM225 63H226V61H225ZM246 65L248 66V68ZM195 66L198 69H196ZM203 66H206V67L204 68ZM260 66L262 67V69ZM200 67L203 69H201ZM230 72L227 73V70H226L224 76L226 75L225 77L228 78V76L232 75V74H230ZM242 72H244V73H242ZM239 73H241V74H239ZM232 76H230L231 78L229 77L230 79L229 78L228 79L231 80ZM226 78H223V79H226ZM236 78L234 75L233 79H232L234 81V84L237 82ZM250 80H251V82H250ZM67 81H68V83H67ZM233 81H230V82L233 83ZM238 82L236 83L237 86H235L236 84L235 85L232 83H230V84H232L236 88H239L238 86H239L240 82L239 83ZM258 84H260L259 88H258ZM261 84H263V85H261ZM252 86H254V88H252ZM75 88H79V89L77 91H75ZM84 90H85V92H83ZM79 97H81V99ZM83 99L86 100L85 103H83V101H84ZM78 101H81L82 104L78 103ZM1 109L2 108L0 107V110ZM262 109H264L263 105H262ZM139 110L140 109H133V110H131V112H134L135 115H137L136 111H139ZM129 111L130 110L127 111V114L131 115ZM252 111L254 112L253 109H252ZM69 113H73V114H69ZM68 115H71L72 116L71 119H74V122L69 121L70 125L71 124L74 125V126L73 125L71 126L72 129L75 130V132H77V130L79 129L78 132H82V134H84L83 132L85 130H89V129L96 130V128L93 127L92 125L99 124L101 126V125L106 124V126L107 125L108 126H107V128L100 130L99 135H97V136L95 135L93 137L88 138V137H85V135H83L80 138H75L74 142L67 144L66 148H64L63 150H61L62 148H58V151L60 152V150H61L60 153H62L61 155H59L60 153H57L58 151L56 150L58 147L57 142L61 141L59 137H61V139L62 138L67 139V138H69V136L63 135V132H65V131H61L62 133L59 131V130H64L65 128L63 127V125L58 124V123L67 122L68 120L64 121V119L67 118ZM87 115L89 117L91 116V117L98 118L97 121L99 123L92 121V119H90V118L84 117ZM80 116H82L83 118ZM7 117H9L10 119H7ZM78 117H79V119H77ZM1 118H3V119H1ZM4 118H6L8 121L12 120L11 121L12 123L18 125L22 129H23V127L27 126L26 130L28 131L27 128H30L32 131L30 129H29V131H31L32 133L28 132V134H27V133H25V130H23L24 131L23 134H27L28 136L23 135L22 134L23 131L21 128L18 129L16 125L11 124L10 122L7 123ZM85 120H87V121H85ZM43 122H44V124H43ZM82 122H83V125L85 122L84 126H81ZM133 122H135L137 124L140 122L144 123L146 121H144V119L142 117H135L133 119V121L129 122V124L130 123L132 124ZM77 123H79V124H77ZM45 125H46V127L47 126L48 127L46 128ZM56 125L59 128V130L56 127L53 129V126H56ZM67 125L70 126L69 124H67ZM67 125H66V127H67ZM49 126H51L52 130H54V131H52ZM89 126H91V128ZM32 128H34V129H32ZM35 128H37V130ZM38 128H40V130ZM43 128H46V129H44V131H43ZM146 128H147V126H146ZM47 129H49L50 131ZM46 130H47V132H46ZM55 130H56V132H55ZM41 131H43L44 133L42 132V134H39V133H41ZM58 131H59V133H58ZM34 132H35V136L37 135V138L43 136V137H41V139L43 138L44 140L43 139L40 140V138H39L37 140V142H34V143H36L38 146L40 145L41 148L43 147L44 148V149L42 148L43 150H45V148H46V150H45L46 152L42 151L40 148H38V146L36 144L35 145L37 148H35V146L32 145L34 143L30 144L31 143L30 141H32V140L35 141V139H37L34 137ZM52 132L54 133V135L52 134ZM85 132H87V131H85ZM57 133H58V135H57ZM38 134L41 136H39ZM48 136H50V137H48ZM53 137H54V139L56 138L55 141H53L54 140ZM27 138H30V139L26 140ZM47 138L51 139L53 143L52 142L48 143ZM2 140H4V139H2ZM107 140L109 141V143H111L113 141H117L116 147L113 146V144H111L110 147H108V145L103 146V144L106 143ZM27 142H30V143L28 144ZM43 142H47V144H44ZM41 143H42V145H41ZM56 144H57V147H55ZM99 144L100 145L102 144V145L100 146ZM30 145L32 146V149L34 146L36 153L39 152L40 154L41 153L43 154V159L46 158L47 151L49 150V152H48L49 156L48 157H51L50 158L51 160L49 158H46V159H48V160H46V162L43 160L46 163V164H44V162H42L43 164H41V167H40L41 169H43L45 167L43 169V171L37 166V164H39V160H37V162H36L37 164L34 166L30 162V160H28L27 157L32 156V151L30 149L31 148ZM98 145L100 146L101 149L98 147ZM52 146H54V148ZM69 146H71V147H69ZM0 147H1V145H0ZM126 147H129L130 149H128ZM51 148H53V150H51ZM40 150H41V152H40ZM108 150H111V152H109ZM134 150H136V149H134ZM143 150L144 149H140L138 151V149H137L136 152L139 153L140 151L142 152ZM68 151L71 153V154L69 153L70 156L68 155ZM50 152H51V154H50ZM133 152L135 153V155H138V153L136 154L135 151H133ZM133 152L132 151L126 152V153H124L125 155H123V156L128 157V156H131V154L134 155ZM15 153H17L18 157ZM52 153L54 154V156H52L53 155ZM55 153H56V155H55ZM127 153L128 154L130 153V155H128ZM0 155H2V152H0ZM14 155L16 157H14ZM44 155H46V156L44 157ZM58 155H59V157H58ZM91 155H92L93 159L89 158ZM61 156H63V158H61ZM54 157L55 158L57 157V158L55 159ZM37 158H39V157L37 156ZM67 159H69V160H67ZM52 160L54 162H55V160H56V162L57 161H60V162H58V164H57L56 162L54 163ZM87 160H89V161H87ZM47 161L48 162L50 161L51 163H48ZM52 163H53V165H52ZM69 163H71V164H69ZM54 164L56 165V167L54 166ZM61 164L65 165L66 168L67 169L69 168V169L67 170L65 168V166H63V165H62L63 166L62 168H61V166L59 167V165H61ZM243 164H244V166H243ZM243 164H241L242 168L241 167H239V168L232 167L233 169L230 168L231 170L229 169L228 173H227V171L226 172L224 171L221 174V176H219L221 179L218 177L219 180H222L220 182L218 181V178H216L217 180L214 179L213 181H210L211 177L208 176V174H206L207 176L205 174H204L205 176L203 174H201V177H200L199 173L197 174L194 171H190L191 174H189L190 169H188V167L183 166V165L178 166L180 169L176 166H173V167H170L171 169H169V167H168L167 171H166V168L163 170H159V172L156 171L154 174L150 175V177L149 176L145 177L144 175L138 176V179L136 181L137 185L135 183L131 184V185H134L138 188V189H136V191L139 190V193L134 192V194L136 193L138 196L136 197V194H135V196L132 197L131 199L130 198L124 199L125 201L129 200L131 202H129V201L125 202L122 200L120 207L117 210V211H120L118 215L123 213V210L125 208H127L128 203L131 206L132 205L136 206V204H138V203H140V205H144V207H142L141 209L139 208V210H141L142 212L141 211L136 212V215L141 216L140 221L142 220V218L144 217L145 214L146 215L151 214L149 216V218L156 220L157 215H159L160 213H163L164 211L168 212L169 210L170 211L172 210V212L174 213L173 216H175V218H173V219L169 218V220L167 218H165L166 220H163L161 225H159V229L150 228L147 232L149 234V236L148 235L146 236V239L148 241H150V243H153V241H154V243L155 242L157 243V241L159 243H162L161 241H165L164 244H166V245L168 244L167 241H169V242L171 241L169 239V236L174 234L172 231L181 230V228H179V227H181L182 225L186 226V228L188 227L187 230L193 231V235H194L195 239L198 238L196 236L199 233L198 231H201L204 233V231L202 230L203 229L202 227L207 226V228H209V229L211 227H213L212 229H210V232L212 234H214L215 236H221L222 235L221 237H219V238H222L223 233L217 234V232H222V231H217V230H219V228L223 227V226H225L226 228H230L232 226L233 228L231 227L230 229H227L230 231H228V232L224 231V234L226 237H231V238L235 237V238H233V240L229 244L224 246L225 248H227L225 253H228L230 251V249L233 247L236 252H240V251L243 253L251 252V253H247V254H252L255 251H253V252L251 251L254 248H253V244L251 245V243H253V241H250V240H253L256 237L257 232L259 233V234L257 233L258 234L257 239H260V238H262L261 236H264L263 235L264 229L259 228V227H263L262 225H264V218L261 215V214L264 215V212H263L264 211V209H263L264 208V206H263L264 197H262L264 195L263 194L264 190H263V193H262V191L260 192V190H262V188L264 187V181H262V180H264V178L262 179V177H264V173L261 174V177L258 174L255 175L254 171L249 166H246L247 163H243ZM115 165L122 166L123 164H115ZM247 165H249V164H247ZM53 166L55 167L54 169H53ZM174 167H176V168H174ZM247 167L250 169H248ZM51 169H52V171H54L53 173H51ZM55 169L57 170V172L55 171ZM173 169L174 170L176 169V170L174 171ZM234 169L235 170L237 169V170L234 171ZM244 169H246V170H244ZM184 170H186V171H184ZM250 170H251V172H250ZM31 171H32L31 174L33 176L30 174ZM244 171L246 173H244ZM15 172H16V170H15ZM78 172L80 173L82 171L79 170ZM78 172H75L73 174L74 175L73 181H76V183L78 184V187H81V188L79 189L78 187H74V190H73V189H70L72 187L68 186L67 188H69L71 191L67 192V191H63L64 190L63 186H66V185L62 184L63 188H61L62 190L59 192H61L60 195H62V192L65 194L67 193L69 195L72 194V196L74 194H76V195L80 194L81 195V197L79 195L78 196L74 195V198H76L78 200L74 199L76 201L73 203L74 204L73 208H71L72 209V216L77 221V223L79 222L80 225H82L83 223L90 225V223L88 222V221H90V216L87 214L86 210L91 208V204H92L91 201H93L95 203V204L94 203L92 204V207H93V205H94V207L98 206V205L101 206V204H99V202L101 203L102 201L103 202L107 201L109 199L110 195L112 194V191L109 192L110 195H109V193L107 194V196L108 195L109 196H108V198H106L107 197L106 194H104V192H102V191H104L103 187H102V190L95 189V191H93V189L96 188L95 184H93L94 185L93 189H90V188L88 189L86 187L84 188V187L80 186L79 182L76 180L80 176ZM248 172H249V174H248ZM56 173H58V174H56ZM82 174H83V172H82ZM161 174H162V176H160ZM247 174L249 176H247ZM30 175H31V178H30ZM224 175H225V177H223ZM241 175H243L244 180H243ZM25 176H27V177H25ZM178 176L180 178L182 177V179L178 178ZM258 176L260 177L259 181H257L259 179ZM254 177H256V178H254ZM10 178H12V179H10ZM144 178H147V179H144ZM223 178H224V180H223ZM226 178L228 180L230 179V181L233 182L234 184L231 183L230 181L228 183L227 182L228 180L226 181ZM231 178H234L235 180L234 179L231 180ZM237 178L240 181H236ZM22 179L25 182H23ZM252 179L254 180V182H252ZM51 180H52V178H51ZM180 180H181L182 184L180 183ZM183 180H185V181H183ZM223 181H226L228 184L226 182H223ZM241 181L243 182L242 184H241ZM249 181H250V184L247 183ZM194 182H199L200 185L203 182L201 185L202 189H199L198 192L201 190H202V192L206 191L205 193L203 192L204 195L202 194L203 196H206V197L201 196V194L200 195L197 194L196 196H193V198H189V199L185 198L186 196L189 197L192 194H194V193H192L193 190L195 189L194 188ZM205 182L207 184H205ZM215 182H218L219 185ZM236 182H238V183H236ZM58 183H59V181H57V183H54L53 185H50L51 188H53L54 186L56 187ZM112 183L113 182L110 183L112 186L110 184L108 185V183H106V185L104 187H106V189H108L109 187H114V186L118 187V185H119L116 183H113V184ZM167 183H169L170 185H168ZM178 183L180 185H178ZM244 183H246V184L243 185ZM77 184H75V186ZM114 184H116V185H114ZM151 184H153V185H151ZM159 184L162 187H160ZM162 184L163 185L165 184L164 185L165 187H163ZM166 184H167V186H166ZM226 184H227V186L228 185L231 186V184L233 186L237 185L236 186L237 188H238V185H241V186H239V189H236L235 186H234V188H233V186H231V187L228 186L230 189V191H229V190H227L228 187L226 188V186H225ZM252 184H254V185H252ZM256 184H257V186H256ZM72 185H74V183ZM215 185H216V187H215ZM149 186H150V188H149ZM171 186H174V187L176 186L177 188L176 187L174 188ZM184 186L185 187L188 186L189 188H184ZM244 186H245V189H244ZM20 187H22V188L20 189ZM24 187H25V189H23ZM120 187H125L126 188L125 191L129 190L125 184H122ZM155 187L156 188H159V187L162 188L161 193H164L166 190V194H164V195L168 194L172 197L174 196L173 199L169 200V199H167V197H164V195H159V194H158L159 196H156L155 194H157V193H155L152 196V195H149L152 193L146 194L145 192H142L145 190L146 191H154L153 189H156ZM221 187H224V188H222L224 190H222ZM246 187H247V189H246ZM169 188L171 190H168ZM231 188H233L235 190H231ZM248 188H251V189H248ZM173 189H175V190L172 191ZM204 189H206V190H204ZM217 189L220 191H218ZM243 189L247 190V191H249V190L250 191L253 190V191L252 192L249 191V193H247V191L245 192ZM45 190L46 189L43 190V188L41 189V191L44 193H45ZM240 190H242V191H240ZM21 191H22V193H21ZM175 191H176V194H175ZM202 192H199V193H202ZM241 192H245L246 194L245 193L242 194ZM253 192H256V193H253ZM113 193L116 194V191L115 192L113 191ZM171 193H173V194H171ZM182 193H183V195H182ZM206 193L207 194L209 193V195H207ZM251 193H252V195L253 194L254 195L251 196ZM65 194H63V196ZM119 194H121V193H119ZM228 194H230V195L234 194V195H231L232 201L231 202L226 201L227 200L226 199L225 200L226 202L224 201L225 202L224 203L223 200L225 198H227L226 195H228ZM236 194H238V195H236ZM247 194L250 195L251 197L247 196ZM66 195H65V197L67 198ZM121 195L118 197L117 196L112 197L113 196L112 195L110 198L112 199V198L116 197V199H119V197H121ZM176 195H177V197H176ZM223 195H224V197H223ZM241 195H245V196L242 197ZM79 197H80V199H79ZM200 197L201 198L203 197L206 200L205 199L203 200ZM240 197H242L241 199L243 201H245L244 204H243V201L240 199ZM245 197H247V198H245ZM259 197L261 199H258ZM68 198H70L69 200L73 199L71 197V195ZM135 198L137 199L138 202L135 200ZM138 198H140V199H138ZM168 198H170V197H168ZM207 198H208V200H207ZM243 198H245L246 200H244ZM81 199H83V200H81ZM111 199H109V200H111ZM196 199H198V200H196ZM238 199L241 201L238 202L239 201ZM256 199H258L260 201L262 200L261 202L263 204L261 202L257 201ZM26 200H27V198H26ZM132 200L134 202H132ZM195 200L197 201V203ZM220 201L223 202L224 204L221 203ZM251 201H252V204L250 206ZM68 202L69 201L67 199V200L63 201V204L69 205ZM85 202H87L86 205H85ZM103 202H102V204H103ZM115 202L120 203V200H118V201L116 200L114 202L111 201L110 202L111 204L105 203V205L108 204V205H106L107 207H105L104 204L101 207H104V209L107 211L108 210L111 211ZM123 202L125 203V205L123 204ZM135 202H136V204H135ZM146 202H148V203H146ZM254 202L255 203L257 202L256 204L258 205V208L256 207L257 205ZM52 203H55L57 205L58 204L62 205V203H60L58 201L52 202ZM142 203H144V204H142ZM238 203H240V205ZM236 204H238L239 206H242V208L238 207ZM245 204H249V205H245ZM235 205H236V207H234ZM245 206H246V208H244ZM84 207L86 208V210H84L85 209ZM197 207L199 208V210ZM260 207H263L262 208L263 210ZM238 208H240V209H238ZM256 208H257V210H256ZM250 210H252V211H250ZM255 211H258V212L256 213ZM260 211H262L263 213ZM84 212H85V214H84ZM244 212H246V213H244ZM247 212L248 213L250 212V213L248 214ZM251 212L254 213V217H252L253 213L251 214ZM211 213L215 216V221H213V222H212V220H214V218L212 217ZM241 213H243V214L241 215ZM239 214H240V216H239ZM247 214H248L249 218L247 217ZM255 214H256V216H255ZM2 215H4V214L0 212V216H2ZM224 215H225V217H224ZM243 215H244V218L243 217L241 218V216H243ZM209 216H211L212 218ZM229 216H230V218H229ZM261 216H262V218H261ZM162 217H164V215ZM226 217H227V219L228 218L229 219L227 220ZM238 217L240 218L238 223L234 224V222L235 223L237 222ZM250 217L252 218V220H250L251 219ZM179 218H181V219L179 220ZM157 219H159V218H157ZM172 220H177L178 222L181 221V222H179L181 224H179V226H178L177 224L173 223ZM204 220L207 221L204 223H210V222L211 223L215 222V223L203 226L202 222ZM229 220H231V221H229ZM246 220H250V221H248V223H246L247 222ZM22 221H23V223H27V221H25V220H22ZM242 221H245V222H242ZM252 221H253V223H252ZM254 221H256L257 224ZM31 222L32 221L30 220L29 223H31ZM231 223H232V225H231ZM20 224H22V223H20ZM139 225H140V223H139ZM8 226H10V225H8ZM20 226H22V225H20ZM244 226H245V228H246V226H248V228L245 229ZM160 227H161V229H160ZM235 227L240 228L242 230L241 231L236 230ZM164 228L166 230H163ZM232 229H234L236 231L233 232L234 230H232ZM247 229H248V231H247ZM256 229H257V232L255 233L254 231ZM84 231H85V229H84ZM118 231L119 230H117V232ZM155 231L162 232V234L157 233ZM165 231H167V232H165ZM181 231H183V229ZM14 232H16V236L17 235L20 236V234H21V236H24L23 234L25 233V232H22L19 230H14ZM183 232H186V234H188V235L191 234V233H187L188 231H186V229H184ZM27 233L28 232H26L25 236L26 235L30 236ZM260 233H262V234H260ZM118 234H122L121 231L118 232ZM87 237H89L88 238L89 240H91V238H94L95 240H97V236H95V233H94V231H92L91 228H90V234H86V238ZM154 237H156V238H154ZM12 239H14V238H12ZM55 239H57V237ZM68 239L69 238H67V237H63L64 241H67ZM158 239H160V240H158ZM85 240H87V239H85ZM189 240H190V243H192V242H196L197 244L201 243V241H195L194 239H192V237L187 238V242H186L187 244L183 243L184 244V245L182 244L183 248L180 247L179 250L182 249L184 251V249H187L189 247L188 246ZM210 241H211L210 243H212V245L216 244L215 239L210 240ZM246 241L249 242V244H246ZM255 242H257V241H254V243ZM60 244H59V246H58V244L56 245L57 248L54 247V248H56V250L55 249L52 250V248H50V250H48L49 249L48 247L44 248L45 254H48V255L53 254L52 255L53 257L52 256L51 257L54 258L53 261H55V262L59 261L62 258V256H64V253H66L65 249L63 247H60L64 243H62L61 245ZM256 244H257V246H256L257 248H258V246L259 247L261 246L260 248H262V246H263L262 243H259V244L255 243V245ZM1 245L4 246V244H1ZM205 246H207V245L203 244V245L198 246V248H199V257H198L199 261L198 262H200L202 256L203 255L205 256L207 251L211 250V248H212L211 246H208L209 250H207L206 248H204ZM46 248H47V250H46ZM59 248L61 250H57ZM169 248L167 249L166 254H164L165 255L164 257H169L173 254ZM213 248L217 249L218 246H214ZM205 249L207 250L206 252H205ZM247 249H249V251H247ZM169 250L171 251L172 254L170 252L168 254ZM179 250H178V252H179ZM182 250L180 252H182ZM49 251H52V253ZM56 258H57V260H55ZM205 258H207V259L210 258V259L216 260L215 256L209 257V255H208V257L205 256ZM73 259H74L73 257L70 258V260H73ZM75 260H77V259H75Z\"/></svg>",
	"mask_w": 264,
	"mask_h": 264
}]
</instances>
